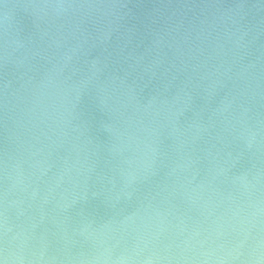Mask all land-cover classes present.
<instances>
[{
    "label": "water",
    "instance_id": "1",
    "mask_svg": "<svg viewBox=\"0 0 264 264\" xmlns=\"http://www.w3.org/2000/svg\"><path fill=\"white\" fill-rule=\"evenodd\" d=\"M0 264H264V0H0Z\"/></svg>",
    "mask_w": 264,
    "mask_h": 264
}]
</instances>
